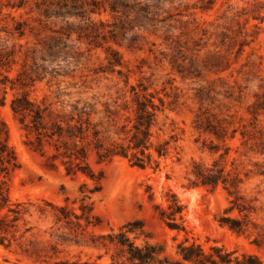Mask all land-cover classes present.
<instances>
[{
  "label": "rangeland",
  "instance_id": "1",
  "mask_svg": "<svg viewBox=\"0 0 264 264\" xmlns=\"http://www.w3.org/2000/svg\"><path fill=\"white\" fill-rule=\"evenodd\" d=\"M122 231L264 264V0H0V264Z\"/></svg>",
  "mask_w": 264,
  "mask_h": 264
},
{
  "label": "trees",
  "instance_id": "2",
  "mask_svg": "<svg viewBox=\"0 0 264 264\" xmlns=\"http://www.w3.org/2000/svg\"><path fill=\"white\" fill-rule=\"evenodd\" d=\"M164 214L166 211L161 209L162 218H165ZM167 224L171 228H180L175 219L167 221ZM110 237L124 247L131 264H260L258 257L254 255L242 254L240 257L223 245H212L210 250H206L200 243L189 242L187 238L178 244L177 253L180 258L174 259L163 255V249L158 245L147 241L142 245L137 244L124 231Z\"/></svg>",
  "mask_w": 264,
  "mask_h": 264
}]
</instances>
